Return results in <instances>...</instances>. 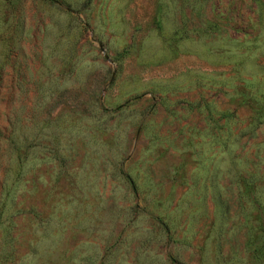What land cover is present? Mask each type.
Returning <instances> with one entry per match:
<instances>
[{
    "label": "rangeland",
    "instance_id": "rangeland-1",
    "mask_svg": "<svg viewBox=\"0 0 264 264\" xmlns=\"http://www.w3.org/2000/svg\"><path fill=\"white\" fill-rule=\"evenodd\" d=\"M0 264H264V0H0Z\"/></svg>",
    "mask_w": 264,
    "mask_h": 264
},
{
    "label": "water",
    "instance_id": "water-1",
    "mask_svg": "<svg viewBox=\"0 0 264 264\" xmlns=\"http://www.w3.org/2000/svg\"><path fill=\"white\" fill-rule=\"evenodd\" d=\"M106 58H108V56L106 55Z\"/></svg>",
    "mask_w": 264,
    "mask_h": 264
}]
</instances>
